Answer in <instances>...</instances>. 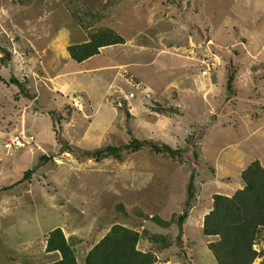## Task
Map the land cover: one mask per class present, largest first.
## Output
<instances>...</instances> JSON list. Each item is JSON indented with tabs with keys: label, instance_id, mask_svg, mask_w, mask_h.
<instances>
[{
	"label": "rangeland",
	"instance_id": "rangeland-1",
	"mask_svg": "<svg viewBox=\"0 0 264 264\" xmlns=\"http://www.w3.org/2000/svg\"><path fill=\"white\" fill-rule=\"evenodd\" d=\"M68 1L32 0L20 9L0 0V58L1 47L13 55L0 59V264L57 261L59 253L45 250L56 228L85 264L119 223L170 234L173 246L157 253V264H217L207 247L213 238L200 231L213 195L240 188L251 162L264 165V69L250 68L264 64V0H103L96 27H111L126 42L81 63L68 46L86 41L87 31ZM140 39L148 49L135 47ZM69 80L66 96L56 91ZM121 99L129 102L132 134L118 129ZM157 102L181 114L159 115ZM50 112L64 114L58 135ZM132 137L181 149L182 157L149 147L123 151L120 161L83 154ZM139 211L188 216L181 231ZM139 246L152 244L143 238ZM255 247L264 251V242Z\"/></svg>",
	"mask_w": 264,
	"mask_h": 264
},
{
	"label": "trees",
	"instance_id": "trees-1",
	"mask_svg": "<svg viewBox=\"0 0 264 264\" xmlns=\"http://www.w3.org/2000/svg\"><path fill=\"white\" fill-rule=\"evenodd\" d=\"M13 1L16 5L28 6L32 0ZM113 1L111 2L112 6L115 4V0ZM102 2L103 0H99L94 6H90L83 0H70L66 3L71 16L87 31L86 41L68 46L70 57L79 63L99 54L105 47L126 42L125 38L113 28L103 25L96 27L95 23L102 17L98 10ZM1 49H4V52L0 59L4 63L12 60V51L3 47ZM198 55L201 57V54L198 53ZM250 68L255 72L258 69H264V64L263 67H260L254 63ZM230 75H234V68L233 70L230 68ZM13 82H16L21 89L24 88L19 80H13ZM27 96L30 97L29 94ZM116 105L117 124L118 126L123 125L118 129L124 127L127 132L132 134L128 129L129 121L133 118L129 102L121 99ZM162 106L157 102L153 109L166 117L181 114L176 106L172 105L168 108ZM51 115L54 117L53 129L58 135L57 128L59 124H62L64 119L62 115L64 114L52 112ZM123 119H126L125 126L122 123ZM144 147L172 157H182L183 152L181 149H174L167 144L160 146L152 140L132 137L127 144L120 146L106 144L96 150H86L83 154L97 161L107 157H114L120 161L123 159V151H138ZM42 159L47 161L50 157L45 155ZM31 172L32 170L26 172L24 178H28ZM193 176L194 173H192ZM240 177L241 187L231 195L221 193L213 195L212 207L204 215L200 231L205 237L213 238L207 247L214 255L217 264H254L260 257L264 264V251L255 247L264 242V165L259 160H255L241 172ZM139 212H141L139 215L152 220L162 228H169L175 223L181 231L185 227L184 223L188 216L187 213L179 214V216L172 213L170 218L166 219L159 215L149 217L148 214ZM143 238L152 244L151 248L147 250L140 248L139 244ZM172 246L173 240L170 238V234H155L147 230H135L120 223L114 224L107 234L89 250L85 264H157V253ZM45 250L48 253L57 252L60 254V258L51 264H78L76 248L66 238L61 228H56L48 234Z\"/></svg>",
	"mask_w": 264,
	"mask_h": 264
},
{
	"label": "crops",
	"instance_id": "crops-1",
	"mask_svg": "<svg viewBox=\"0 0 264 264\" xmlns=\"http://www.w3.org/2000/svg\"><path fill=\"white\" fill-rule=\"evenodd\" d=\"M87 2H88V4L89 5H94V4H96V3H94L95 1H98V0H86ZM25 6H21V8L20 9H23ZM136 41V40H135ZM138 44H136L135 45V47H137L138 49H148L147 47H148V43H146L145 41V43H143V40L142 39H140L139 41H136ZM125 44V43H124ZM123 44V45H124ZM114 46V45H113ZM106 48V47H105ZM105 48H103V49H105ZM199 58V57H198ZM201 59V58H200ZM217 59V58H216ZM214 64L216 65L215 67H217V66H219L220 64H221V62L218 60V61H216V62H214ZM122 64H120V66H121ZM119 67V66H118ZM121 68V67H120ZM209 78V77H208ZM197 79V78H196ZM209 81H212V78H211V80L209 79ZM67 86L68 84H72V81L71 80H69V82L68 81H65L62 85H61V87H59L58 89H56V91L57 92H59V93H62L63 95H65L66 96V94H64L63 92L64 91H66V90H62V89H66V87H64L65 85ZM81 98H82V102H85L86 100L83 98V96L81 95V94H78ZM79 98V97H78ZM160 115V114H159ZM167 118V117H166Z\"/></svg>",
	"mask_w": 264,
	"mask_h": 264
},
{
	"label": "water",
	"instance_id": "water-1",
	"mask_svg": "<svg viewBox=\"0 0 264 264\" xmlns=\"http://www.w3.org/2000/svg\"><path fill=\"white\" fill-rule=\"evenodd\" d=\"M231 62H232V61H231ZM61 143H62V145H61L60 151H65V150H67V146H66V144H65L63 141H61Z\"/></svg>",
	"mask_w": 264,
	"mask_h": 264
},
{
	"label": "built area",
	"instance_id": "built-area-1",
	"mask_svg": "<svg viewBox=\"0 0 264 264\" xmlns=\"http://www.w3.org/2000/svg\"><path fill=\"white\" fill-rule=\"evenodd\" d=\"M203 62H204L205 65H207V63L205 62V60H203ZM20 138H21V137H20ZM21 139H22V140L25 139V136H23ZM17 143L20 144V145H17V144H16V145L14 144V145L17 146V147H18V146H21V140H19Z\"/></svg>",
	"mask_w": 264,
	"mask_h": 264
}]
</instances>
